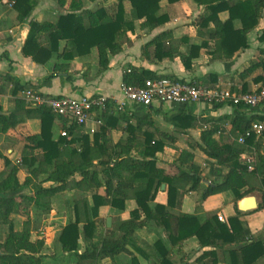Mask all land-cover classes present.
Listing matches in <instances>:
<instances>
[{"label": "trees", "instance_id": "trees-1", "mask_svg": "<svg viewBox=\"0 0 264 264\" xmlns=\"http://www.w3.org/2000/svg\"><path fill=\"white\" fill-rule=\"evenodd\" d=\"M161 1L116 0L112 7H103L94 12L86 8L84 0H71L70 12L61 14L53 22H32L23 54L39 65H47L55 60L53 73L48 78L50 80L59 74H68V62L88 56L93 48H97L99 72H104L109 67L110 57L123 51L128 35L134 32V23L126 16L125 3H130L137 18L143 21V29L155 30L169 20L167 14L161 13ZM167 1L173 5L185 0ZM193 1L206 9L205 15L199 21L201 27L208 28L211 23L214 24L210 36L216 42L213 51L216 58L231 60L237 52L249 48L248 34L259 24L264 13V0ZM9 2L18 13L20 22L27 20L37 5L35 0ZM58 2L64 5L67 0ZM223 12L229 13L226 21L219 18V14ZM236 22L240 23V28H236ZM168 36L166 32L161 33L147 45L155 46V56L159 60L173 56L172 52L163 51V41ZM61 41L66 42L62 51ZM194 51L197 53L194 54ZM199 51L200 47L190 48V57L185 60L191 62L198 56ZM257 68V64H252L244 74L248 76ZM160 78L168 77L132 68L130 73L125 74L124 83L143 86L149 79ZM10 80L7 76L0 77L4 84ZM256 81L262 82L264 86V76ZM24 90V87L16 83L15 95L22 94ZM3 91V87L0 88V93ZM245 93L249 92H243ZM235 107L239 110L246 109L243 106ZM192 111V108L185 107L178 116L169 118L168 122L183 132L202 129L200 143L192 142L189 147L191 150H201L212 160L210 173L221 180L206 186L201 201L227 193L233 196L237 203L255 191V186L262 192L264 201V131L259 138L255 133H251L246 137L244 144H221L214 138L216 130L202 126L201 123H206V119L198 118ZM0 112H3L1 105ZM124 114L121 119L106 113L99 114L102 125L97 127L92 146L81 127H69L47 108L29 106L24 97L15 100V109L8 115H0V135H6L28 119H38L41 122L40 133L27 137L22 147V164L30 170V176L21 182L18 167L0 175V226L8 225L10 228L6 240L0 243V250L3 252L0 264H44L45 242L31 241V213L34 210L44 214L50 213L57 202H62L66 192L75 189L87 192L93 199V206H90L87 197L66 202L64 206L66 210L73 209L75 221H70L62 229L57 242L63 254H75L76 264H99L106 258H115L121 254L130 255L129 246L134 242L136 232L148 227L151 222L162 226L171 242H182L196 237L203 247L223 249L235 244L236 247L226 252L231 258V264H255L262 260L264 238L251 239L250 230L246 229L240 220V212L237 211L235 217L221 223L217 216L203 222L198 216L174 211L181 210L187 192L198 191L203 185L201 167L194 163L192 151L184 150L172 165L175 174L158 168V154L164 152L169 140L171 143L175 139L160 133L148 116L135 118ZM132 119L137 120V125L131 124ZM121 121L127 124L124 130L129 134V138L113 144L109 131L119 128ZM263 122L264 116L238 115L231 122L232 134L236 138L246 136L253 124ZM58 123L62 130L68 132L70 140L67 137H60L57 141L53 139L54 128ZM144 125L154 130L143 132ZM37 151L41 152V158L36 156ZM133 152H136L137 156H133ZM246 153L257 154L253 172H249L248 166L241 160L242 155ZM5 162L7 166L11 165L8 159H5ZM218 167L228 168V174L219 176ZM42 176L45 178L42 179ZM77 176L81 178L79 181L76 180ZM46 183L51 186L44 187ZM164 184L167 186L168 205H156L152 208L150 204L155 201ZM26 189L31 191L30 195L25 193ZM101 189L105 190L104 196L99 194ZM130 199L136 200L138 204V209L131 213L130 219L118 223L114 230L108 231L107 236H98L96 232L101 224L98 221L99 209L103 206L123 209L125 202ZM261 209H264V202ZM13 215L26 219L20 232L14 230ZM81 238L86 245L85 251L79 254ZM95 239H98L96 243ZM155 246L164 247V242L160 240ZM164 260V263L170 262L167 254Z\"/></svg>", "mask_w": 264, "mask_h": 264}, {"label": "crops", "instance_id": "crops-1", "mask_svg": "<svg viewBox=\"0 0 264 264\" xmlns=\"http://www.w3.org/2000/svg\"><path fill=\"white\" fill-rule=\"evenodd\" d=\"M35 1L37 5L34 11L24 22L19 21L18 13L14 10L9 0L0 2V77L7 76L11 79L5 84L0 81V88L3 87L4 90L0 93V105L4 113L13 111L15 109V100L18 97H23L24 91L28 89H33L47 97L66 96L77 98L81 96H99L121 99V87L124 83V76L132 68L149 71L156 76L195 82L202 86L206 85L209 88L230 91L232 94L250 93L262 86V82H257L256 79L264 76V13L258 26L248 34L249 48L237 52L231 60H223L213 55L216 42L211 39L210 31L214 29V24L211 23L208 28L201 27L199 21L205 15L206 9L204 6L196 4L193 0H185L173 5H170L167 0H162L161 13L167 14L169 20L165 25L155 30L143 29L141 27L143 21L137 18L131 4L125 3L126 16L127 19L133 21L135 26L134 32L128 35L123 51L118 55L110 57L108 69L104 72H99V52L97 48H93L88 56L75 58L68 62L70 65L68 74L62 73L48 80L53 73V65L56 61L52 60L47 65H39L32 58L23 54V48L30 33L32 22H53L61 14L70 12L71 0H67L64 5L59 4V0ZM84 3L87 9L95 12L103 7H112L116 3V0H97L96 2L84 0ZM219 18L222 21H226L229 18V13L223 12L219 14ZM235 25L236 28H240L239 22H236ZM164 32L168 33L169 36L163 41V51L172 52L173 56L159 60L155 56V46L147 47V45L157 35ZM65 46L66 42L61 41L60 51ZM192 47H200V51L196 58L191 62H187L185 59L190 57V48ZM195 53L197 52L194 51ZM252 64H257L258 68L250 75H245V71ZM16 83L24 87L25 90L22 94L18 93L15 95ZM185 107L192 108V112L198 118L206 119V123H201V125L209 129H215L214 138L221 144H229L234 139L231 124L234 117L238 115L247 117L253 115L263 116L262 112L260 115L257 111H249L248 109L239 110L231 102L215 105L195 104L184 107L172 104H155L150 108L129 103L126 108V115L135 118L148 116L149 119L153 120L156 129L160 133L170 135L175 139L171 143L170 140H167V146L178 144L180 141L179 137L181 136L184 138L189 137V140L186 142L187 149L184 150L192 151L194 154V163L201 167L204 182L198 191L187 192L183 198L181 210L175 209L174 211L181 214L198 216L203 222L214 216H217L219 220V216H222L225 221H219L225 223L230 218L235 217L237 211L240 212L237 207L240 200L236 203L233 196L223 193L201 201L202 193L206 186L213 181H217L220 177L211 175L210 169L205 172L203 167L196 163V154L199 151L205 158L208 157L201 150H191L189 147V144L192 142L200 143L202 129L196 128L183 132L177 130L168 122L169 118L178 116ZM138 109L142 111L141 114L134 111ZM116 117L121 119L123 114L116 115ZM131 124L137 125V120L132 119ZM93 127L94 125L91 124L86 128H82V132L88 136L91 146L94 145L96 133H90V129ZM126 127L127 124L121 121L119 128L110 129L109 137L113 144L129 138V134L124 130ZM149 129L151 128L148 125L142 127L143 132ZM40 130V120L28 119L15 129L10 130L6 135H3V139L6 136L11 137L23 147L25 139L39 134ZM151 130H154V128ZM62 131V127L58 123L54 128L53 139L55 141L62 137ZM191 135L194 137H191ZM236 139L235 137L234 141ZM6 144L5 142H0V149ZM184 150H181V153ZM162 153L158 154V168L170 174H175L172 165L178 157H176L174 162L168 164L166 161L161 160ZM247 154L254 155L257 161L256 153ZM132 155L137 156L136 152H133ZM210 161L213 163L212 160ZM228 172V168H217L219 176L223 177ZM80 179L79 176L76 177L77 181ZM75 192L79 195H75L76 197L72 199ZM83 194L85 193L78 189L66 192L63 195L62 202H57L54 205V210L47 213L51 220L45 225L46 232L41 231L42 229L31 232L32 242L38 240L45 242L43 250L44 264L77 263L75 254L72 256L63 254L57 238L62 229L70 221H75L73 209L66 210L64 204L68 201L73 202L82 199ZM99 194L104 196L105 190L101 189ZM84 197H87L90 206H93L92 197L88 193ZM257 197L260 201L259 208L255 211L240 212L242 214L240 220L244 227L250 230L251 239L258 240L264 238V217L259 215L261 213L264 214V209H261L264 201L262 194L261 197L258 195ZM150 205L152 208L156 205H168L166 185L164 190L161 188L155 201ZM136 209H138V204L133 199L127 200L123 209L111 206L101 207L98 217V221L101 224L97 229V235L107 236L109 234L108 231L114 230L118 223L129 220L131 213ZM12 217L17 218L15 222L12 219L14 230L16 232L22 231L21 229H23L22 226L26 219L18 215H13ZM142 218H144V215ZM108 219L112 220L110 228L107 226ZM18 225H20L21 229H17ZM82 228L83 225L81 224V231ZM160 240L164 242V247L157 248L155 245ZM94 241L96 243L98 239ZM79 245V254H82L85 251L86 245L83 238L80 239ZM234 247H236L235 244L228 245L223 249L203 247L196 237L188 238L182 242H171L164 228L155 222H151L148 227L136 232L135 240L129 246L130 255L121 254L115 258H106L99 264H231V258L226 252L228 249ZM166 254L170 262L166 261L164 263V256ZM255 264H264V258Z\"/></svg>", "mask_w": 264, "mask_h": 264}, {"label": "built area", "instance_id": "built-area-1", "mask_svg": "<svg viewBox=\"0 0 264 264\" xmlns=\"http://www.w3.org/2000/svg\"><path fill=\"white\" fill-rule=\"evenodd\" d=\"M131 70H128L130 73ZM122 98H108L99 96L73 97H47L33 89L24 91L26 103L33 108H47L58 119L65 122L69 127L77 125L86 128L93 124L90 133L96 132V127L102 125L99 114L112 116L126 112L129 103L150 108L155 104H172L178 106H188L195 104H220L231 102L234 106H243L249 111L262 112L264 116V86L250 93L232 94L230 91L218 88H206L195 82L175 81L170 78L149 79L143 86H131L123 83ZM60 123V121H59ZM264 131V122L252 125L250 132L246 136H239L236 141L244 144L246 137L255 133L259 138ZM62 137L71 139L66 130L61 132ZM243 163L248 166L249 172H253L256 165V157L244 154L241 157ZM219 220L224 222V218L219 216Z\"/></svg>", "mask_w": 264, "mask_h": 264}, {"label": "rangeland", "instance_id": "rangeland-1", "mask_svg": "<svg viewBox=\"0 0 264 264\" xmlns=\"http://www.w3.org/2000/svg\"><path fill=\"white\" fill-rule=\"evenodd\" d=\"M134 13H135V11H134ZM133 105L138 106L137 104H133ZM134 111L136 113H139V114H141V112H142L139 109L134 110ZM191 137H194V136L191 135ZM233 137L235 139L234 135H233ZM179 139H180V141L178 144H176L174 146H171V145L166 146L167 148L164 149V152L162 153V156H161L162 161H166L168 164H170V163L174 162L176 157H179V155L181 154V150L187 149L186 142L189 140V137L184 138L181 136V137H179ZM234 139L231 143H229L227 145H230V146L234 145V143L237 142V141H234ZM0 142L7 143L6 145L2 146V148L0 149V175H2L3 173H7L13 167H18L19 168V178H20L21 182H24L25 179L30 176V170L22 164V156H23L22 145L17 143L15 140H13L11 137H8V136H6L3 139V135H0ZM35 154L38 158L42 157V154L39 151H37ZM5 159H8L10 161V163H11L10 166L6 165ZM196 163L201 165L203 167V169L205 170V172H207L212 167L211 161L208 158H205L203 156V154L200 153L199 151L196 154ZM1 178L2 177H0V179ZM41 178L44 179L45 176H42ZM218 180L220 181L221 179H217V181ZM214 182H216V181H214ZM255 184H257V183H255ZM49 186H51L50 183L44 184V187H49ZM79 191L84 192L85 194L87 193V192L82 191V190H79ZM25 193L30 195L31 191L29 189H26ZM76 193L77 192H75L72 199L74 197H76L75 195H79ZM85 194H83V197ZM261 194H262V192H260L259 188L257 186H255V191H253L250 195H256V196L258 195L259 197H261ZM259 215L264 217L263 213H261ZM12 219L14 222L17 220L16 217H12ZM260 219L262 220L261 217H260ZM50 220H51V218L49 217V215L44 214L40 211L34 210L32 212L31 230L34 232V231H39L40 229H42L41 231L46 232L45 231V225ZM16 223H18V222H16ZM18 226L19 227L17 229H21L20 225H18ZM22 228H23V226H22ZM9 231H10V228L8 225L0 226V243H3L6 240ZM50 238H52V236H50Z\"/></svg>", "mask_w": 264, "mask_h": 264}, {"label": "water", "instance_id": "water-1", "mask_svg": "<svg viewBox=\"0 0 264 264\" xmlns=\"http://www.w3.org/2000/svg\"><path fill=\"white\" fill-rule=\"evenodd\" d=\"M0 115H8V113L0 112ZM162 189H165V185L162 186ZM259 199L256 195H249L243 199H241L238 204V210L241 213L249 212V211H255L259 208ZM112 224V220L108 219L107 226L110 228ZM3 255V252L0 250V256Z\"/></svg>", "mask_w": 264, "mask_h": 264}]
</instances>
